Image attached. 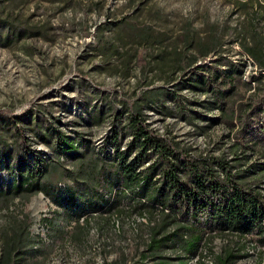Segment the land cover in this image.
Returning a JSON list of instances; mask_svg holds the SVG:
<instances>
[{
	"label": "trees",
	"instance_id": "16d2710c",
	"mask_svg": "<svg viewBox=\"0 0 264 264\" xmlns=\"http://www.w3.org/2000/svg\"><path fill=\"white\" fill-rule=\"evenodd\" d=\"M11 1L0 0V45L45 36L43 25L25 23L22 13L8 9ZM39 1L64 9L81 0ZM143 26L136 36L152 44L154 26ZM184 26L180 38L186 45L171 50L166 85L121 97L99 91L81 102L82 119L67 122L50 103L20 114L0 108V209L7 216L0 223V264H32L41 251L29 213L12 208L17 198L23 203L40 192L80 229L82 217L110 211L125 199H134L132 209L155 220L139 257L110 264H191L164 252L180 242L196 255L215 233L264 245V33L253 26L229 29L239 34L247 60L252 57L263 71L245 78L248 63L224 50V33L211 31L205 38L191 21ZM210 55L215 59L203 60ZM149 111L184 120L198 134L224 125L228 149L196 151L169 129L154 128ZM108 121L105 137L95 143L93 127ZM243 247H226L216 264H236L247 255Z\"/></svg>",
	"mask_w": 264,
	"mask_h": 264
},
{
	"label": "rangeland",
	"instance_id": "374dc122",
	"mask_svg": "<svg viewBox=\"0 0 264 264\" xmlns=\"http://www.w3.org/2000/svg\"><path fill=\"white\" fill-rule=\"evenodd\" d=\"M58 5L39 0L9 2L8 9L22 13L25 23L43 25L45 36L24 38L11 46L0 45L1 109L20 114L33 105L50 103L54 114L67 122L82 119L81 102L99 91L121 97L166 85L170 52L175 47L183 50L186 45L180 37L187 21L199 28L205 38L211 31L224 33V50L248 63L245 78L252 72H263L252 57L250 62L247 60L250 54L236 41L239 34L229 29L246 26L250 30L253 26L264 33V0H81L64 9ZM145 24L154 26L156 39L152 44L136 36ZM138 53L142 60L137 59ZM210 58L215 59L210 55L203 60ZM148 121L161 133L169 129L196 151L219 153L227 150L231 141L224 125L198 134L184 120L163 119L154 111H149ZM109 128V121L95 125L94 142L100 144ZM35 145L47 149L42 142ZM17 201L12 208L18 214L29 213L31 232L40 240L41 251L32 264H110L132 260L146 248L155 222L132 209L134 199H125L110 211L90 213L87 220L82 217L81 229L77 221L62 219L56 212L58 208L42 192L23 203L18 198ZM1 210L0 223H5L7 216ZM242 243L247 255L236 264L264 263V245L235 234H213L202 242L196 255L181 248L180 242L164 253L176 262L199 264L201 260L216 264L217 255L226 247L238 248ZM1 244L0 239V253Z\"/></svg>",
	"mask_w": 264,
	"mask_h": 264
},
{
	"label": "bare ground",
	"instance_id": "6f19581e",
	"mask_svg": "<svg viewBox=\"0 0 264 264\" xmlns=\"http://www.w3.org/2000/svg\"><path fill=\"white\" fill-rule=\"evenodd\" d=\"M154 126V125H153Z\"/></svg>",
	"mask_w": 264,
	"mask_h": 264
},
{
	"label": "built area",
	"instance_id": "2783aa9c",
	"mask_svg": "<svg viewBox=\"0 0 264 264\" xmlns=\"http://www.w3.org/2000/svg\"><path fill=\"white\" fill-rule=\"evenodd\" d=\"M248 59V58H247Z\"/></svg>",
	"mask_w": 264,
	"mask_h": 264
}]
</instances>
